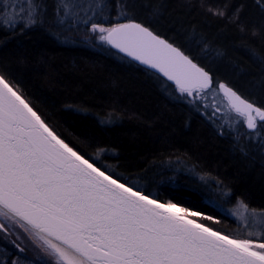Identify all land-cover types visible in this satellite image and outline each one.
Listing matches in <instances>:
<instances>
[{"label": "trees", "instance_id": "obj_1", "mask_svg": "<svg viewBox=\"0 0 264 264\" xmlns=\"http://www.w3.org/2000/svg\"><path fill=\"white\" fill-rule=\"evenodd\" d=\"M1 7L2 0L0 75L75 151L234 238L237 223L207 200L234 199L264 213V121L250 132L219 128L172 84L97 43L90 31L92 23H140L209 73L213 86L223 82L264 110V0H103L88 7L89 27L69 30L72 44L53 38L54 7L46 20L37 11L27 25L8 23ZM13 261L41 264L0 238V264Z\"/></svg>", "mask_w": 264, "mask_h": 264}, {"label": "snow or ice", "instance_id": "obj_2", "mask_svg": "<svg viewBox=\"0 0 264 264\" xmlns=\"http://www.w3.org/2000/svg\"><path fill=\"white\" fill-rule=\"evenodd\" d=\"M90 31L162 73L182 94L199 98L212 87L209 73L140 23H92ZM218 88L248 129L264 121V110L223 82ZM197 216L101 170L0 75V232L21 229L54 264H264V241L222 234L190 218Z\"/></svg>", "mask_w": 264, "mask_h": 264}, {"label": "rangeland", "instance_id": "obj_3", "mask_svg": "<svg viewBox=\"0 0 264 264\" xmlns=\"http://www.w3.org/2000/svg\"><path fill=\"white\" fill-rule=\"evenodd\" d=\"M102 2L103 0H53L52 3L46 0H2L1 11L8 23L15 24L18 21H23V24L27 25L37 11L41 14L40 19L46 20L49 9L54 7L51 13L52 19H49V23L52 24L51 27L57 28L53 33V38L64 44H72L73 39L72 35H69V30L76 31L77 28L89 27L90 20L88 21L89 16L87 17V15L92 12L88 7L95 6L96 8ZM37 7L40 8L37 10ZM45 11L47 13L44 14ZM91 33L97 43L102 42L98 39V32L93 33L91 31ZM175 91L188 103L197 105L199 113L219 128L226 127L233 132L245 130L244 119L238 117L234 111L227 107L226 100L213 84L210 89L201 92L199 98H196L195 93L191 97L187 93L182 94L176 87ZM245 132L247 131L245 130ZM256 137L257 135H254L252 138ZM204 179L203 177L199 178V181L203 182L201 186L209 191L210 189L205 185ZM207 202L237 223L239 232L236 230L235 234L238 233L239 238L252 239L258 242L264 239V213H256L242 207L241 203L234 199L228 202L224 197L209 199ZM249 233L254 235H249ZM255 233L259 235H255ZM0 238L17 249H26L30 252L32 261H38L41 264H54L53 258L37 247L19 228H12L8 233L0 232Z\"/></svg>", "mask_w": 264, "mask_h": 264}, {"label": "water", "instance_id": "obj_4", "mask_svg": "<svg viewBox=\"0 0 264 264\" xmlns=\"http://www.w3.org/2000/svg\"><path fill=\"white\" fill-rule=\"evenodd\" d=\"M112 49H114L115 51H117L118 53H120L122 56H124L125 58H127L128 60H130L131 62H133V63H135L136 65H138V66H140V67H142V68H144V69H146V70H148V71H151L152 73H154V74H156V75H158L159 77H161L162 79H164L165 81H167L168 83H170V84H172L174 87H176V85H175V83L173 82V81H169L165 76H163V74L162 73H160L159 71H157L156 69H152V68H150L149 66H147V65H144V64H142V63H140L139 61H136V60H134L132 57H130V56H128L126 53H124V52H121L119 49H116V48H113L111 45H109ZM174 46V45H173ZM199 67V66H198ZM219 85V84H218ZM218 85H217V87H218ZM218 90H219V88H218ZM220 92V91H219ZM221 93V95L223 96V93L222 92H220ZM242 97V96H241ZM223 98H224V96H223ZM243 98V97H242ZM246 100V99H245ZM246 101H248V100H246ZM227 102V101H226ZM249 102V101H248ZM251 103V102H250ZM253 104V103H252ZM254 105V104H253ZM254 106H256V105H254ZM257 107V106H256ZM259 108V107H258ZM253 115H255V113H253ZM257 122H263V121H259L258 120V118H257ZM244 127H245V130L247 131V132H250V131H254L255 129H253V130H250V129H248L247 128V126H246V123H245V121H244Z\"/></svg>", "mask_w": 264, "mask_h": 264}, {"label": "bare ground", "instance_id": "obj_5", "mask_svg": "<svg viewBox=\"0 0 264 264\" xmlns=\"http://www.w3.org/2000/svg\"><path fill=\"white\" fill-rule=\"evenodd\" d=\"M213 84V83H212ZM219 83H217V85H218ZM217 85H216V87H217ZM217 89H218V87H217ZM219 91V90H218Z\"/></svg>", "mask_w": 264, "mask_h": 264}]
</instances>
